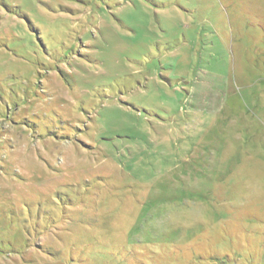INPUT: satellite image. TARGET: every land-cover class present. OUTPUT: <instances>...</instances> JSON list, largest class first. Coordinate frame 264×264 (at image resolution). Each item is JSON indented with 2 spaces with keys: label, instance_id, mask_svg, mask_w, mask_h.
<instances>
[{
  "label": "rangeland",
  "instance_id": "1",
  "mask_svg": "<svg viewBox=\"0 0 264 264\" xmlns=\"http://www.w3.org/2000/svg\"><path fill=\"white\" fill-rule=\"evenodd\" d=\"M0 264H264V0H0Z\"/></svg>",
  "mask_w": 264,
  "mask_h": 264
}]
</instances>
